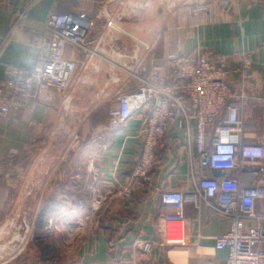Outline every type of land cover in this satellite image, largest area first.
I'll list each match as a JSON object with an SVG mask.
<instances>
[{
	"label": "crops",
	"instance_id": "1",
	"mask_svg": "<svg viewBox=\"0 0 264 264\" xmlns=\"http://www.w3.org/2000/svg\"><path fill=\"white\" fill-rule=\"evenodd\" d=\"M164 1H173L171 6L176 9L144 15L139 9L132 13L127 0H86L82 4L61 0L57 5L54 0H0V86L6 81L7 67H35L39 50L32 40L42 34L50 13L75 11L96 18L92 41L100 45L98 48L102 39L110 43L107 25L116 23L123 32H117L120 47H126L124 36L136 39L140 58L149 68L153 61L166 64L164 60L171 53H249L253 62L251 97L238 102L245 123L243 141L264 145V0H228L226 10L213 24L198 28H191L188 0ZM20 10H26V17L15 27ZM73 57L83 66V55L75 52ZM236 64L232 62L234 67ZM117 77L120 83L115 82ZM239 78L235 77V89H239ZM126 80L122 70L97 60L79 73L69 102L62 98L44 100L34 110L12 111L6 118L0 117V154L19 153L15 166L0 173V223L22 210L35 216L37 227L51 200L59 204L56 214L67 220L58 229L69 233L77 227L79 216L87 218L81 233L68 234L66 239L54 234L50 243L56 255L51 258H43L34 241L3 264H226L229 252L218 250L215 239L230 230L229 220L205 205L196 208L192 203L185 206L184 219L193 242L157 246L147 255L137 251L140 241L162 239L161 223L168 213L175 212L173 206L161 202L162 191L189 192L192 181L185 142L171 131L166 147L157 150L156 166L148 180L143 186L135 184L131 197L122 195L121 185L131 180L142 152L139 132L143 116L131 120L118 133L109 129L110 111L118 94L127 89ZM221 175L215 172V176ZM240 180L245 187L254 183L249 170ZM97 196L106 198L100 210L91 204ZM31 199L35 207L27 205ZM257 207L263 209L264 201ZM6 222L0 230L12 227Z\"/></svg>",
	"mask_w": 264,
	"mask_h": 264
},
{
	"label": "built area",
	"instance_id": "2",
	"mask_svg": "<svg viewBox=\"0 0 264 264\" xmlns=\"http://www.w3.org/2000/svg\"><path fill=\"white\" fill-rule=\"evenodd\" d=\"M60 1L54 0L55 5ZM72 1L82 4L86 0ZM127 3L132 13H138L139 1ZM227 6L228 0H188L191 28L213 24ZM25 17L26 10L17 12L15 27ZM96 24V18L79 12L62 14L53 10L42 34L32 40L39 50L35 67L6 69V81L0 86V117L6 118L12 111L34 110L44 100L62 98L69 102L79 73L97 60L108 62L115 70H122L127 79V89L118 94L110 111V131L118 133L131 120L143 116L139 132L142 152L131 180L121 185L122 195L131 197L134 185L143 186L148 180L156 166L157 150L166 147L171 131L183 138L191 166L189 192L161 193V202L175 208L161 223L162 239L140 241L137 251L147 255L157 246H186L193 242L184 219L185 206L192 203L196 208L205 205L229 220L230 230L215 239L218 250L229 252L226 264H264V208L257 207L259 201H264V145L243 141L245 123L238 104L251 97L250 54L171 53L164 60L168 67L153 61L149 68L137 49L120 47L118 33L122 29L114 22L107 25L110 43L102 39L103 49L93 44ZM75 52L84 56L83 66L73 57ZM237 76L239 89L234 87ZM115 82L120 83V78ZM18 160V152L0 154V173L14 167ZM246 170L254 178L248 187L242 186L240 180ZM215 172L222 175L217 177ZM95 198L93 209L100 210L106 198ZM86 219L78 220L77 225L84 228Z\"/></svg>",
	"mask_w": 264,
	"mask_h": 264
},
{
	"label": "rangeland",
	"instance_id": "3",
	"mask_svg": "<svg viewBox=\"0 0 264 264\" xmlns=\"http://www.w3.org/2000/svg\"><path fill=\"white\" fill-rule=\"evenodd\" d=\"M139 10L144 12V15H146L147 12L153 13H158L159 11H173L175 10V6H171L173 1H164V0H139ZM143 16V15H142ZM143 19V18H142ZM157 26L160 24H153V26ZM123 39H126V47L129 48V50H134L136 49L137 45L139 44L136 39H131L130 37L124 36ZM120 45V43H119ZM121 46V45H120ZM123 46V45H122ZM28 206L35 207V200L31 199V201L27 202ZM96 203V198L93 197L91 199V204L93 205ZM20 206V205H19ZM60 217H64V215L58 216L56 215H51L48 216L47 219L45 220L46 222L44 223V231L42 232L43 235L47 236V242L50 243V239L54 238V234H61L63 238H68V234L74 235L75 233L78 234L79 232H82V229L79 225L72 231H62L61 228L62 223L67 221L66 219H62ZM67 218V217H65ZM83 217L79 216L75 222L78 220H81ZM10 220V221H8ZM8 220L5 222L8 224H12V227L10 225V229L7 231L0 230V264H3L4 260H7L10 256L12 257H17L20 254L24 252L26 249L25 246L29 242H34L35 237L37 234V227L34 225L35 223V216L30 215V214H25L24 212L22 213V210L19 211L17 214H14L11 216ZM51 220H53V225L51 226ZM5 222H1L0 225H2ZM28 223V225L26 224ZM26 224V225H25ZM22 225V226H20ZM20 226V227H19ZM29 229H28V227ZM80 227V228H79ZM18 228V230H17ZM81 230V231H80ZM75 231V232H73ZM65 238V239H66ZM25 243V244H24ZM24 244V245H23ZM28 245V244H27ZM67 246H64L63 249L67 250ZM56 255L53 251L48 252V256L52 257Z\"/></svg>",
	"mask_w": 264,
	"mask_h": 264
},
{
	"label": "trees",
	"instance_id": "4",
	"mask_svg": "<svg viewBox=\"0 0 264 264\" xmlns=\"http://www.w3.org/2000/svg\"><path fill=\"white\" fill-rule=\"evenodd\" d=\"M63 202V201H62ZM58 203L55 200H51L45 207L43 214L39 217L37 224V234L35 237V241L38 243V247L40 250V254L43 258H51L48 256V252L53 251L51 243L47 242V236L43 235L44 231V223L48 216L55 215L59 210Z\"/></svg>",
	"mask_w": 264,
	"mask_h": 264
},
{
	"label": "bare ground",
	"instance_id": "5",
	"mask_svg": "<svg viewBox=\"0 0 264 264\" xmlns=\"http://www.w3.org/2000/svg\"><path fill=\"white\" fill-rule=\"evenodd\" d=\"M180 4V3H179Z\"/></svg>",
	"mask_w": 264,
	"mask_h": 264
}]
</instances>
